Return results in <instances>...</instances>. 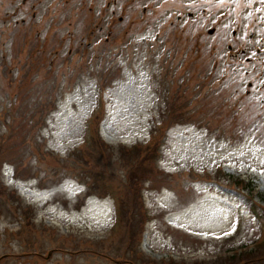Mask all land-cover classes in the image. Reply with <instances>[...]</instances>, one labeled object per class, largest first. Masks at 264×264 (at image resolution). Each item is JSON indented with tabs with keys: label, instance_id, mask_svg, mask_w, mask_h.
Listing matches in <instances>:
<instances>
[{
	"label": "rangeland",
	"instance_id": "1",
	"mask_svg": "<svg viewBox=\"0 0 264 264\" xmlns=\"http://www.w3.org/2000/svg\"><path fill=\"white\" fill-rule=\"evenodd\" d=\"M91 3L0 0V264H220L240 247L254 250L246 264H264L255 220L245 211L236 232L232 212L205 185L245 178L264 224L259 57H239V74L215 89L228 75L226 40L198 38L204 17L162 28L163 47L137 9L106 44L115 19L106 12L101 22L103 3L97 15ZM99 84L108 119L84 146ZM168 110L173 124L156 155L145 146ZM114 192L122 226L112 238Z\"/></svg>",
	"mask_w": 264,
	"mask_h": 264
}]
</instances>
